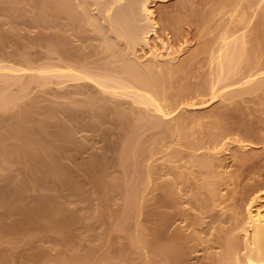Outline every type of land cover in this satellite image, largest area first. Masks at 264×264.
Here are the masks:
<instances>
[{
	"label": "bare ground",
	"instance_id": "obj_1",
	"mask_svg": "<svg viewBox=\"0 0 264 264\" xmlns=\"http://www.w3.org/2000/svg\"><path fill=\"white\" fill-rule=\"evenodd\" d=\"M168 1L170 0H0V14L5 17L4 24H10L8 29L0 30V109L6 111L7 108L11 110L17 106L16 113L9 117L0 114V122L3 120L5 124L8 122L10 125L12 120L21 121L20 124L18 123L20 130L11 131L12 125L9 126L8 123L6 127H2L4 130L8 127V131L0 132V156L2 155L1 159L6 162L0 159V165L2 164L0 169L3 166L4 169H6L5 167L9 168L12 165L11 163L6 165L8 161L12 162L9 159L10 156L19 157L28 166V170L24 166L27 172L31 170L36 174L37 165H42L39 170L44 172L45 176L50 172L55 173L56 177H59L58 175L67 176L68 181L61 177L58 179H62V183L64 181H71L72 184L77 183L76 186L73 185L74 187L69 183L70 187L77 188L78 181L75 178V182L71 176L74 174L67 169L68 166L64 165L63 167L62 161L58 158L56 150L63 147L56 145V140L53 137H57L55 135L57 133L59 137H62L61 139L57 138L65 140V143L69 144L68 141L76 143L77 130L83 131L86 126L94 130L99 121L111 112L112 114L115 112L118 124L120 122L122 129L128 125L131 127L128 129L129 136L125 137L124 143H121L122 150L118 151L121 152L118 155L121 160L119 158L118 161L124 169L122 168L120 172L117 171L118 175L124 174L123 176L119 175L123 179L126 176L125 179L129 184L114 172L117 165L114 166L115 168L112 170L114 173L111 172L110 178L112 163L109 162L108 155H105L104 158L109 159L106 164L107 166L109 162L108 167L105 166V163H102L105 168L100 164L99 161L102 159L97 157L98 155L92 157L85 164L91 166V170L102 166L104 169L101 170L106 174L105 170L109 171V175L104 172L100 174L101 171H99V175L105 174L106 177L102 176L103 179L99 177L96 181L98 176L97 178L94 176L93 180L96 183L102 182L105 187L110 189L115 186L114 191H118L121 184L125 183L124 214L121 213L123 212L121 207L117 209L124 218L120 219L119 212L116 216L115 212L109 214L108 216L112 220L111 226L105 222L110 227L104 229H109L108 232H112L114 228L125 229L131 218L136 219V226L131 232L129 230L135 224L133 223V226L130 227V223H128L129 230L126 228V231L130 232V237L127 234L126 236L130 240L129 244L127 243V248L123 247L124 249H122L121 246H118L121 248L119 250L113 242L114 235L108 234L106 240L104 239L106 242L103 247L104 251L97 250V253L101 252L100 255L98 254L99 256L95 254V258H91L86 253L84 259L79 260L82 255L78 259V254L81 252L68 255L77 258V262L81 261L80 264L85 259H87V261L85 260L87 264H178L182 260L187 262V255H184V252L180 250L181 247L179 248L181 243L177 242L179 236H184L183 232L186 228L178 227L177 233L175 232L176 236H171V241L167 239V243L159 242L164 237L158 233V230L162 228L161 225L154 227L144 223L142 219L150 198V188L154 184H160L157 174L159 169H163L170 173L169 178H166L169 182L167 180L166 183L171 184L168 185L169 191L172 188L171 192L174 195L182 193L180 187L192 186V194H190L193 197L192 201L195 202L196 209L198 207L201 210L197 216L195 215L196 221L199 217L198 214L202 216L208 207L220 206L223 213L229 212L231 223L229 225L219 224L213 228L211 239L217 244L218 250L217 247L216 250L212 248L213 250L208 253L210 254V260L207 257L210 261V263L208 261L209 264H264V182H260L249 189L250 191L248 190L243 204H233L228 207V204L224 202L230 199L231 194L228 191L232 188L229 187L228 191L224 189L234 185L236 175L232 169L227 168L228 166L225 167V164L218 162L222 158L221 152L230 151L233 142H237L241 152L239 155L232 153L234 158L246 156L245 150L249 144L254 142L253 139L249 141L251 134H249L250 136L245 135L249 138L231 137L230 135L236 130L242 131L240 130L241 126L243 130L245 126H249L248 128L251 129V125L245 124L243 128V125L240 126L241 123L234 121L235 126L237 124L240 126L235 129L234 124H230L231 122L225 118V114L219 112L221 110L218 111L217 108V110L213 109L215 111L187 113L188 107L209 106L217 100H221L224 104L230 102L235 104L239 102V97H243V100L247 98L248 101V97L245 95L251 93H256L264 101V59L261 54L264 37L260 33L263 31L260 22L257 24L259 10L264 6V0H177L174 4L178 11L175 13L163 9L165 4H169ZM158 3L162 5L161 14L155 7ZM18 17H24V21L20 22V25L24 24V26L19 25ZM186 22L194 23L200 30L199 42L196 45L192 44L193 41L184 32L187 28L185 27ZM24 28H28L30 31L36 30L38 33L34 36L25 34L22 32ZM42 31L47 32L43 33ZM187 32L189 33V29ZM35 45L45 48L44 52L41 49H39L40 51L31 50ZM9 46L12 49H7ZM202 54L207 56V63L197 64ZM206 64L207 67H205ZM196 68L199 69L198 72H194ZM194 76H198V79H193ZM53 84L56 85L54 86L55 100H51L53 103L50 102V105L47 106H44V102L40 101L41 105L39 98L42 96L39 97V91L36 92L35 88L39 87V90L42 88V95L44 90L52 94V89L50 92L45 88L53 86ZM71 84L75 88L64 90L65 86ZM92 87L96 90H91ZM46 97L47 101L50 97ZM240 99L242 100V98ZM241 102L239 106L243 105ZM128 103L129 106H126ZM37 105H41L39 108L44 106L45 109L43 111L40 109L41 112ZM237 105L236 107L239 108ZM35 108L38 113L40 112L39 115L42 113V117L33 115ZM1 111L0 113H3ZM33 116L37 118L36 120L41 119L35 121ZM60 116L63 119L59 120L58 125L57 121L53 122L58 128L57 131L55 130V134L50 130L52 125L49 129H45V133L38 131V126L41 129L44 126L47 127L44 125L47 119L60 118ZM88 116L90 119H87ZM121 127L119 128L121 129ZM148 129L153 131L145 135ZM122 134L125 136L126 132L125 134L122 132ZM255 134H253V138L256 137ZM10 135H17L20 139L17 143L12 144L13 147L12 145L10 147L8 143ZM17 136L15 141H17ZM183 139H186L187 142L184 143ZM246 139L248 140L246 141ZM81 142L76 144L79 145ZM74 143H70L68 146L75 145L77 147ZM208 143L210 144L207 145ZM184 145L189 147L187 152ZM80 148L79 145L77 149L80 150ZM119 148L121 149V146ZM64 152L63 154H65ZM8 154L12 155L8 156ZM182 160L184 161L182 162ZM102 162L106 161L102 160ZM14 163L16 162L14 161ZM120 165L118 164L117 167ZM85 168L87 167L85 166ZM2 170H0L1 173H3ZM40 171L37 173L41 177L43 174L41 175ZM28 173L27 175L24 173L27 178ZM32 176L31 178H33ZM21 177L26 179L23 175ZM29 180L27 182L35 188L32 184L37 180H33L34 182L32 179ZM114 182L117 184L119 182V184ZM36 184L38 185V183ZM103 184L100 186L102 187ZM27 185H25L26 188H28ZM179 185L181 186L179 187ZM11 186L14 190L7 188L6 191L5 187V189L2 188V191L5 190L6 193H9L8 189H12L14 193L11 195L17 194L15 192L18 187ZM21 186L23 187V184ZM25 186L24 192H28L29 189L36 190L31 187L25 189ZM79 186L78 188H81ZM76 188L75 190H78ZM104 191L106 190L104 189ZM103 192L101 191V193ZM117 193L121 194V192ZM2 195L4 198L5 194L2 193ZM7 195L9 196V194ZM104 195H106L105 198H108L109 192L104 193L101 199L104 198ZM19 196H12V200L15 199V204L16 199L24 201L22 194ZM3 198H0V201L3 202ZM9 200L11 199L8 198L7 202ZM103 200L105 201V199ZM4 201L6 202V200ZM43 201L41 198V202ZM48 201L47 205H49ZM104 201L102 203L106 202ZM58 203L61 205L63 202ZM5 204L8 208L9 204ZM15 204L13 208H15ZM178 204L180 206V203ZM190 204L192 205V202ZM23 205H17L15 209L24 207ZM47 205H35L36 207H32L31 211H27L30 216H27L25 211L26 216L29 219L32 216L34 219L51 214L52 208L50 209V207L53 206L48 207ZM60 205L58 206H63ZM56 206L53 207L55 211ZM103 208L102 211L106 209ZM184 208L180 212H184ZM111 210H115V208ZM71 211L73 210H69L65 216L61 217V219L63 217L65 219L63 222L59 221V225L60 222L63 224L64 221H71L72 217L71 219L67 217ZM96 211L98 210L96 209ZM108 211L106 212L108 213ZM168 215L170 214L168 213ZM114 216L120 220L116 221ZM24 217L20 218V222L24 221ZM58 219L60 220V216ZM16 221L19 222V219ZM50 221L52 220L50 219L49 223H51ZM12 222L15 224L14 228L17 229L15 220ZM12 222L10 223L12 224ZM35 222L34 224H36ZM199 222L201 223V220ZM44 224L42 222V225ZM56 224L58 222H53V225L51 223L53 229ZM42 225L40 224L39 227ZM51 225L49 226L51 227ZM59 225L57 230L64 227ZM156 226H159V229ZM1 227L3 228V226ZM7 227L13 229L10 225ZM56 227L57 225L55 229ZM198 228L191 229V238L201 237L202 232ZM163 242L169 245H165ZM91 248L90 246L88 250ZM93 248L95 249V247ZM93 248L90 251L93 252ZM51 257L54 262L46 261V264L60 262L59 258Z\"/></svg>",
	"mask_w": 264,
	"mask_h": 264
},
{
	"label": "rangeland",
	"instance_id": "obj_2",
	"mask_svg": "<svg viewBox=\"0 0 264 264\" xmlns=\"http://www.w3.org/2000/svg\"><path fill=\"white\" fill-rule=\"evenodd\" d=\"M176 1L177 0L168 1L169 4H167V5L165 4L164 5L165 8L163 6V9L167 10L170 13L177 12L178 9L175 8V4H174V3H176ZM263 5H264V3H263ZM155 7L157 8V11L160 12L159 14H161L162 13L161 12L162 5L160 3H158ZM182 11H185V10H182ZM259 11H260V13H259L260 15L258 14L257 24H258V22H260L259 24L262 27L261 30H263V31H260V33H261L262 37H264V6ZM17 21L20 25V22L24 21V17H18ZM4 22H5V17L3 16V14H0V30H2V29L6 30L10 27V24H4ZM20 26H24V24H22ZM185 27H187V28H186V31H184V32L193 41L192 44H195V45H196V43L198 44V42H199L198 36L200 34V30L198 29V27L194 23L190 24L189 22L185 23ZM37 29H39V28H37ZM188 29H189V33L187 32ZM22 32L25 34H28V35H32V36H34L35 34L38 33V31H36V30L30 31L28 28H24ZM42 32L44 33L47 31H42ZM263 40H264V38H263ZM0 47H1V45H0ZM9 47L7 49H12V47H10V48ZM39 49H41V51H43V52L45 50V48L40 47V45H35L34 47L31 48V50H33V51H36ZM261 52H262L261 54L263 55V59H264V42H263V47H262ZM38 53H42V52H38ZM206 60H207V56L205 54H202L200 56L199 62L197 64H200L203 62L207 63ZM205 67H207V64L205 65ZM198 70L199 69L196 68V71H194V72H198ZM193 79H198V76H194ZM54 86H56V85L53 84V86H49L50 88L49 87L45 88V89H49V91L52 89L51 91H53L52 92L53 96L47 90H44L45 92H43V95H42L41 91L43 89L41 88L39 90V87L35 88L36 92L39 91L38 92L39 97L42 96L43 99L39 98L40 99L39 102L40 101L44 102L43 103L44 106L50 105V102L53 103V101H51V100H55ZM73 88H75V86H73L71 84V85L65 86L64 90L73 89ZM91 90H96V89L94 87H92ZM35 94H37V93H35ZM49 94H50V96H49ZM45 95L50 97V98L46 97ZM51 96H52V98H51ZM245 96L248 97V101L246 100L247 98H244V100H243V97H239V99H238L239 102H237L235 104L231 103V102L224 104L223 102H221V100H217V101L212 102L209 106H198L195 108H192V107L189 108L188 107V109L186 108L187 113H202V112H205L207 110L209 111V110H213V109L217 108L218 111L221 110L219 112H222L225 114V115L224 114L223 115L225 116V118L227 120L229 119L228 121L231 122L230 124H234V126H235L236 123L234 121H236L239 124L241 123L240 126L243 125V128H244L245 124L251 125V129L248 128L249 126H247V127L245 126V128L243 130L242 126H241L240 130H242V131L236 130L237 132L234 131L230 135L231 137L232 136L233 137L241 136L242 138L243 137L249 138L246 136L247 135L250 136L249 134H251V137H250L251 140L249 139V141H252V139H253L254 142L249 144L248 148L245 150L244 153L246 156L243 158H234L233 155L235 153H236L235 155H239V153H241V152L239 150L237 142H233V143H231V146H230V148L232 147L231 150L230 151L226 150V151H224L225 153L221 152V154H220L222 156V158H220L221 160L218 158L220 160V161H218L220 164H223V165L225 164V167L228 166L227 168L232 169L236 175V182L233 183L234 185H232V187L228 186V189L227 188L224 189V190L228 191L229 187L232 189H234V187H236L234 190L231 189L228 191V193L231 194L230 199H228L227 201L224 202V203L228 204V207L233 206V204H235V205L236 204L237 205L243 204L245 201L246 195L248 194L247 193L248 190L253 188L254 185H257L260 182H264L263 181L264 180V101L256 93L246 94ZM45 97L48 98L47 101H46ZM79 97H81V96L79 95ZM240 98H242L243 101ZM260 99H261V101H259ZM24 100H29V99H24ZM39 102H38V105H39ZM41 102H40V104L42 105ZM240 102L243 104V105H241L242 108H240L241 106H239ZM38 105H37L38 110L41 109L43 111L45 109L44 106L39 108L41 105L40 106H38ZM236 105L239 106V108L236 107ZM126 106H129V103ZM15 108H17V106ZM15 108H12L11 110L9 108H7L6 111H4L5 109L3 111H1L2 109H0V111L3 112L0 114H2V115L4 114L3 115L4 117H5V115H6V117H9L11 114L16 113ZM213 111H215V110H213ZM36 112H37V109L35 108L34 112H33L34 116L42 117V115H41L42 113L39 115L40 112L39 113L38 112L36 113ZM109 115H110V117L113 116L114 118H112V117L110 118ZM109 115H107L108 117L106 116L101 121H99L97 126H96L97 128H95V129L93 128L94 130H92V128H88V126L83 128V129H85V130L82 129L83 131H81V129H80L81 132L79 130H77V132H76V135L78 134L76 136L77 142L79 140L80 141L78 143H80L82 141L81 144H79L81 147L80 150L77 149V147L79 146V145H77L78 144L77 142H76L77 143L76 144V143H74V141L73 142L68 141V143L70 142L72 144L74 143L77 145V147L75 145L70 147V146H68V145H70V143L69 144L65 143V140L63 141V139L60 140L62 137H59L56 133V131H57L56 129H58L57 128L58 122H59V120L63 119L61 116L64 117V115H61L60 118L59 117L53 118L54 120L50 118L53 121H51L50 119H47V121L44 123V125H46L47 127L44 126L43 129H41V127H39V126L37 127L38 131H40V132L42 131L41 133H43V131H44V133H45V129H49V127L51 125L53 126L52 128H50L51 132L54 134L56 133L55 135L60 138L59 139V138L54 136L53 139L56 140V142H55L56 145H61L63 147V148H61L62 150L58 149L59 152H58V150H56V152L58 154V158L60 161H62L63 167H64V165L68 166L67 169L74 174L71 176L74 180L76 178V180L78 181L77 188L75 187L78 190H75V188L70 187L69 183L71 184V186H73V185L76 186V184H77V183L72 184L73 182L70 181V180L73 181L72 178L68 177L70 179L69 180L70 182H67L68 181L67 176L62 177L63 175H61V176L58 175L59 177H56L55 173L53 174L52 172H50L49 175L47 173L48 176L47 175L45 176V173L40 171L41 167H42L41 164H40L41 166L37 165L38 169L36 171V174L34 172L32 173L31 170H30V172L28 171L29 172L28 173L26 171V170H28V168H27L28 166L25 165V162H22L19 157L14 158V156H12V157L10 156L9 159H11L13 163L8 161V164H6V165H9V163H11L12 165H10V167L8 166L9 168L5 167L7 170L3 168L4 166L0 169V170H2V169L6 170V171L2 170L3 173L0 172V188H1L0 198H3L2 193L5 194L4 198H3V202L0 201V223H5V224L7 223L8 224L7 226L10 225V227H12V224H14V222H12V221L15 220L16 226H18V227H16L17 229H15L14 228L15 224H14L12 227L13 229H11V228L9 229L5 224H2V225L0 224L4 228L3 229L0 226V264H41L42 262H44L45 258L46 259H45L44 264H46V261H48V262L53 261L51 256H53V258L56 257V259L59 258L61 264H80L81 261H79L80 263L77 262L78 261V260H76L77 258H74V256H72V255L74 253H77V252L78 253L84 252L83 253L84 255L80 253V254H78L79 257L77 256V254H76V257H78V259H79L80 256L82 255L83 257L81 256V259H79V260H83L85 257V254L87 253V256H90L91 258H95V254L98 255L99 253L104 251L103 247L106 244L105 240H106L108 234H112V235H114L113 237H115L113 242H115L114 244H116L117 246L112 244L113 246H116V247L121 246L122 249H124L123 247H125V248L128 247L127 243L130 239L128 240L126 234L129 236L130 235L129 231L132 232L134 230V228L136 226V219L131 218L130 219L131 221L128 220V223H130V227L133 226V223L135 224L132 227V229H130V230L128 228L129 226H128L127 222H126L127 226L125 227V229L122 228V230H121V228H117V229H119V230H117L116 228H114V226H112L114 228L113 229L111 227V229H113L112 230L113 233L108 232V231H110L109 229H104L106 227L111 226L112 220H110V217L108 216L109 214L111 215L113 212H115V216H116V214H118V212H119V211H117V209L119 207L122 208L123 212H121V213L124 214V207H125L124 204L126 203V199H125V196H126L125 190L126 189H124L125 183L121 184L123 186V189H122V186H120L122 190L119 187V190H121V191H119V190L114 191L113 189H115L114 188L115 186H113V187L109 186V187L113 188V189H110V188L105 187L102 182L101 183L95 182V180L97 181L99 179V177L104 176V178H105L107 174L109 175V171L105 170L107 172V174H106L104 171L101 170V169L105 168L102 163H105V166H106L107 161H109V159L108 160L104 159L106 157L105 155H108L107 157L110 158L109 162L112 163V165H113L112 166L110 164L111 165L110 166L111 170L109 169L110 174H111L113 168H115L114 166H116V165L118 166V164L120 165V162L118 161V159L120 157H118V155L121 152L119 153L118 151L122 150L123 146L121 143L122 142L124 143L125 139L129 136L128 129L131 128L128 125L127 127H124V129H122L123 127H121L120 122L118 124V120L116 118L115 112H113V114L111 112ZM34 116H33V118L35 121H38L39 119H41V118H39L38 120H36L37 118ZM89 116H91V115L89 114ZM89 116L87 117V119L89 118ZM91 118H92V116H91ZM92 120L96 121L95 119H92ZM56 121H57V125L55 124ZM104 121H105V123H104ZM1 122H3V123H1ZM1 122H0V130L3 129L2 128L3 126L6 127V125L8 123L7 122L5 124V122L3 120ZM53 122H55V123L53 124ZM18 123L20 124L21 121L20 120L18 121V119L12 120V122L10 124V125H12V128H10L11 131L12 130L15 131L16 129L20 130V125ZM100 123L103 125H101ZM75 124H78V123H75ZM8 125H9V123H8ZM14 125H15V128H14ZM240 126L237 124V126H235L236 127L235 129H238L237 127L240 128ZM119 127H121V129ZM35 129H36V125H35ZM88 129H90V130H88ZM121 130H123L122 132H124V134L126 132L127 135L125 134V136H124L122 134ZM3 131H8V127L5 128V130L3 129L0 132L3 133ZM38 131H36V132H38ZM152 131H153L152 129H148L145 132V135H148ZM40 132H39V134H40ZM84 133L87 134L85 137H83V135H85ZM254 133H256L255 134L256 139L253 138ZM0 136H1V134H0ZM16 136L10 135L9 141H8V143L10 144L9 145L10 147L12 144H15L18 141H20L18 136H17L18 137L17 141H15ZM259 137H261V138H259ZM247 140L248 139H246V141ZM183 142L186 143L187 142L186 139H183ZM0 143H1V141H0ZM60 143H62V144H60ZM209 144L210 143H208L207 145H209ZM120 146H121V149L119 148ZM12 147H13V145H12ZM184 147L186 148L185 151L187 152L189 147L187 145H184ZM201 149H199V150H201ZM235 150H236V152H235ZM60 151H63L65 154H63V152H60ZM229 153H231V154H229ZM232 153H234V154H232ZM62 154L65 156H63ZM9 155H12V154H8V156ZM96 155H98L97 157L101 158L103 161H106V162H102L101 159H100L101 161H99V158H98V161L101 162L100 164L103 165L104 168L99 165L100 168H94L93 167L94 169L91 170L92 167L89 165L87 166V164H85V163H88L89 160L92 157H95ZM220 155H219V157H221ZM70 156L72 159L70 158ZM1 157H2V155L0 156V159H1ZM120 160H121V158H120ZM14 161L16 163H14ZM18 161H20L21 163H24V164H21ZM183 161L184 160H182V162ZM3 162H5V161H3ZM109 162H108V165L106 167L109 166ZM5 163H4V165H5ZM1 165H0V167H1ZM24 166L27 169L24 168ZM85 166L87 168L89 167V169L85 168ZM117 166L115 169L116 171H114L116 173H117V171L120 172V170H122V168H123L122 164L119 167H117ZM51 167H52V165H51ZM83 167H84V170H83ZM118 168H119V170H118ZM67 169H65V170L68 171ZM22 171H23V174H21ZM38 171L41 172V175L43 174L42 175L43 177L41 176L42 178L40 177V174L37 173ZM69 171H68V173H69ZM97 171H98V173H96ZM99 171H101L100 174H102V172H104L106 175L105 174L99 175ZM79 172H80V174H79ZM88 172H90L91 174ZM114 172H112V173H114ZM24 173H25V175H27V173H28V175H29L28 178L24 175ZM72 173H70V174H72ZM116 173H115V175H116ZM34 174H35V176H32ZM93 174H95V175H93ZM121 174H119V175H121ZM22 175H23V177H26V179L22 178L21 177ZM117 175H118V173H117ZM119 175H118V177H120ZM123 175L124 174H122V176ZM31 176L33 178H31ZM94 176L96 178L98 176V178L93 180ZM111 176H112V174L110 175V178H111ZM168 176H170L169 172L164 171L163 169H159L158 174H157V177H158L157 180L160 181L159 182L160 184L159 185L154 184L150 188V193H149L150 198L146 204V207H145L146 213L142 215V219H143L144 223H148L154 227H155V225H159V226L161 225L162 228H160V229H159V226L158 227L156 226L159 229L158 233L162 234V236H164V237L161 236L162 240L159 242L164 241L165 243H167L168 242L167 239L170 240L172 238L171 236H176L175 232L177 233L178 227L179 228L183 227V229L186 228L183 232L184 236H179L180 238H177V242H179L178 244L181 243L180 244L181 246L179 245V248L181 247L180 250L184 252V255H187L188 260L184 256L187 262L182 260V261H180L181 263L179 262L178 264H182V263L183 264H209L210 263L209 255L210 254H208V253L210 252V250H213L212 248H215V250H216V247H217V244L215 243V241L211 239L213 236V232H214L213 228L219 224L229 225L231 223L230 222L231 219L229 217V212L223 213V210L220 208V206L215 207V208H213V207L209 208L208 207L202 213V216L200 214H198L199 217H197V221H196L195 217L197 216V213L201 212V210L198 207L196 209V205L194 204L195 202L192 201L193 197H192V195H190V194H192V186L189 185V187H187L186 185H184L186 187H183V186L180 187L181 185H179L182 193H180L179 195L177 194V196H176L171 192V190H172L171 187H170L171 190L169 191L168 185L170 183H166L168 180V179L166 180V178ZM60 177L62 179H64V178L67 179V181H64V183H62L63 180L58 179ZM115 177H117V176H115ZM121 177H120V179H121ZM125 177H124V179H125ZM20 179H22V181H20ZM29 179H32V182H34L33 180H35V181L37 180L33 184L31 182V184L34 185L36 188V185H37L36 183H38V185H37L38 189L37 188H36V190L29 189V187L35 189L33 186L30 185L29 182H27ZM102 179H103V177H102ZM102 179H100V180H102ZM122 179H123V177H122ZM23 180H24V182L26 180L27 183L25 182L26 183L25 184L23 182ZM41 180H42V182H41ZM76 180H75V182H76ZM120 181H121L120 183H122V180H120ZM124 181L128 183L127 179H125ZM65 182H67L68 184ZM168 182H169V180H168ZM21 183L23 184V187L21 186L22 185ZM114 183H116V182H114ZM127 183H126V185H127ZM156 183H158V182H156ZM101 184H103L102 187L100 186ZM118 184H119V182H118ZM11 185H13L14 187H18V190H16L17 188L15 189L16 190L15 193H17L18 196L19 195L21 196V194H22V199H24L23 202L19 201V200L17 201V199H16V204L14 203L15 199L12 200L13 199L12 196H14V197H18V196H17V194L11 195L14 193V191H13L14 189ZM25 185H27L28 188H26ZM9 186H11V187H9ZM24 186H25V189H29V190H27L28 192H26V191L24 192V189H23ZM78 186L81 188H78ZM5 187H6V191H7V188H12L13 190L8 189L9 193L8 192L6 193L5 190H3L5 192L4 193L2 191V188L5 189ZM224 187H225V185H224ZM116 188H118V187H116ZM104 189L106 191L103 192ZM100 190L103 193H101ZM17 191H20V192H17ZM106 192H109V195L111 192V195L110 196L108 195V198H105L106 195H104V198L101 199V197H103L102 195ZM117 192H121L122 195L120 194L121 195L120 196ZM100 193H101V195H100ZM7 194H9V196ZM25 194H27V195L25 196ZM183 194H185L186 196H184ZM10 195L12 198L10 197ZM189 195L192 197L191 200H190ZM37 196H38V198H37ZM47 196H49V198H47ZM6 198L7 199L9 198L11 200H9V202H7ZM35 198H37V199H35ZM41 198H42V201L44 200L43 202H41ZM185 198H187V199L185 200ZM103 199H105L106 202ZM4 200H6V202ZM46 200L47 201L51 200V202L48 201L49 205L46 204L47 203ZM103 201L105 203H102ZM1 202H2V204H1ZM4 202L9 204L8 208L6 207L7 204H5ZM58 202H61V203L63 202L61 204L63 206H61ZM121 202H122V204L120 205ZM191 202H192V205L190 204ZM17 203H19V204H17ZM20 203H21V205L24 204L23 205L24 207H17V209H15L17 205L21 206ZM38 203L40 205H43V204L47 205L48 207H50V206L55 207L57 205L56 207L59 209L57 210V208H56V211H55V210H53L54 209L53 207H50V209L52 208L51 212L53 213V215H52V213L51 214L49 213L42 218L41 217L40 218L35 217L34 218L35 220L31 216L30 217L31 220H30L29 217H27V216H30L29 212H27V211L28 210L31 211L32 207L34 208L36 206H39ZM177 203H180V206H182V207L183 206L185 208L187 207L186 210L183 207L184 212H180L183 210V208L181 207L182 210H180L181 208H180L179 204L177 205ZM4 204H5V206H4ZM14 204H15V208H13ZM31 205H33V206H31ZM58 205H60L61 207H59ZM100 205H102V206H100ZM25 206L27 207V209H25L26 208ZM103 207L106 209L102 211ZM65 208H67L68 210ZM113 208H115V210H111ZM71 209L77 215L75 213H74L75 214L74 215L72 213L73 211H71L70 215L69 216L67 215L68 219H71V217H72L71 221H68V222L64 221L65 223H68L67 225H64L65 223L62 224L60 222V225H63L64 227L61 226L62 228H59L57 230L58 225H59V221L63 222V219H65V217H63V219H61V217L65 216V214H67V212H69V210H71ZM96 209L98 211H96ZM22 211L24 212L23 215L25 217L22 215V213H23ZM25 211L28 215L25 213ZM64 211H65V213H64ZM89 211H90V213H89ZM104 211L105 212L108 211V213L107 212L105 213ZM229 211L231 212V210H229ZM97 212H99L98 214H100V215H98ZM121 213L119 212L120 216L119 215H117V216H119L120 219H123L124 216ZM168 213L170 215H168ZM92 214H93V216H91ZM49 215H51V216H49ZM171 215H172V217H171ZM58 216H60V220L58 219ZM22 217H24L23 220L25 222L22 220L20 222V218H22ZM86 217H88V218H86ZM107 217H109V219H107ZM183 217L185 220L183 219ZM17 219H19V222L16 221ZM28 219H29V221H28ZM37 219H41V220H37ZM50 219L52 220V221H50L52 223V225H53V222L54 223L58 222V224H56L57 225L56 229H55L56 225L54 226V229L52 228L53 226L51 225V223H49ZM111 219H113V217H111ZM115 219H117V217H115ZM120 219H117L116 221H118ZM199 219L201 220V223L199 222L200 221ZM56 220H58V221L55 222ZM30 221H32V222H30ZM10 222H12V224ZM17 222H18V224H17ZM34 222L36 224H34ZM38 222H40V223H38ZM42 222H43V224L44 223L45 224L42 225ZM105 222L106 223L108 222L110 224V226H109V224L108 225L105 224ZM196 222L197 223L199 222V223L197 224ZM19 224H20V226H19ZM40 224L42 226L39 227ZM49 225H51V227ZM184 225H185V227H184ZM148 227L150 228V226H148ZM194 227H197V228L199 227L198 229H200L202 232L201 237L199 236L198 238H194L196 240H194L193 237L192 238L190 237V236H192L191 231L193 230ZM126 228L129 231L128 230L126 231ZM149 231H147V232H149ZM161 231H162V233H161ZM145 232H146V230H145ZM189 233H190V235L188 236ZM185 235L188 237L187 239H186ZM148 236H150V235L148 234ZM183 237H185V238H183ZM159 239H161L160 236H159ZM170 241H169V243H170ZM159 242L157 241V243H159ZM164 242H163V244H165ZM125 244H126V246H125ZM212 244H214V245H212ZM165 245H169V244H165ZM90 246L92 248L95 247V249L93 248V250H94L93 252L90 251L92 248L90 250H88V248H90ZM121 248L118 247L119 250H121ZM98 249L101 252L97 253ZM217 250H218V247H217ZM122 251H124V250H122ZM187 252H188V254H187ZM68 254H72V255H68ZM98 256H96V257H98ZM71 257L74 258L75 260L74 259L72 260ZM184 257H183V259H184ZM207 257L209 258V260ZM135 259L137 260L138 258L136 257ZM135 259L133 260V262L135 261ZM85 260L87 261V259H85ZM85 260L82 264H87L85 262ZM208 261H209V263H208ZM55 262L58 263V261H55ZM60 262L58 264H60ZM47 264H49V263H47Z\"/></svg>",
	"mask_w": 264,
	"mask_h": 264
}]
</instances>
